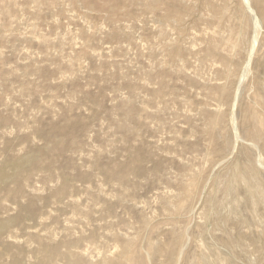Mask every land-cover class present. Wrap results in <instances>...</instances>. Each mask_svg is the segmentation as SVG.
Wrapping results in <instances>:
<instances>
[{
	"label": "rangeland",
	"instance_id": "374dc122",
	"mask_svg": "<svg viewBox=\"0 0 264 264\" xmlns=\"http://www.w3.org/2000/svg\"><path fill=\"white\" fill-rule=\"evenodd\" d=\"M0 264H264V0H0Z\"/></svg>",
	"mask_w": 264,
	"mask_h": 264
}]
</instances>
